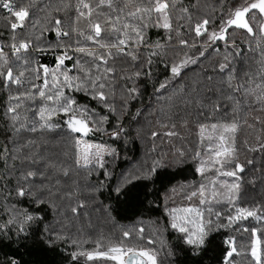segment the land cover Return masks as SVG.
I'll list each match as a JSON object with an SVG mask.
<instances>
[{
    "label": "snow or ice",
    "instance_id": "obj_1",
    "mask_svg": "<svg viewBox=\"0 0 264 264\" xmlns=\"http://www.w3.org/2000/svg\"><path fill=\"white\" fill-rule=\"evenodd\" d=\"M0 17V243L43 264H264V0H0ZM130 199L159 211L149 234L108 239L94 221Z\"/></svg>",
    "mask_w": 264,
    "mask_h": 264
},
{
    "label": "trees",
    "instance_id": "obj_2",
    "mask_svg": "<svg viewBox=\"0 0 264 264\" xmlns=\"http://www.w3.org/2000/svg\"><path fill=\"white\" fill-rule=\"evenodd\" d=\"M4 19L0 17V29H3ZM47 62V61H45ZM93 139H97L93 137ZM107 140V137H104ZM123 155V154H122ZM127 155L130 157L128 161L123 160L119 162V167L116 168L117 173L123 168L129 167L132 163H135L142 155L143 151L139 142H137L135 150L129 146L127 151ZM243 159V157H242ZM169 181L172 184H176L177 182L182 183L183 180L179 178V174H177V179L173 180L171 177L163 176L158 182L161 185H168ZM143 213V215H141ZM149 215L153 218L159 215V211H155L152 213H148L144 210L143 206L140 205L139 201L135 199H130L126 203H121L114 213L115 221H109L107 219H99L94 222L97 225L98 230H102L105 237L110 240H116L120 237L122 228H134L139 227V222L141 220L145 221L146 235L149 234V225L147 223ZM107 243V240L105 241ZM91 248V245H88ZM16 258L20 261V264H43L45 257L42 253L33 252L31 250L25 251L23 247H17L15 245H9L7 242L0 243V262H6L11 258ZM109 264H114V262H109ZM206 264L208 262L206 261Z\"/></svg>",
    "mask_w": 264,
    "mask_h": 264
}]
</instances>
